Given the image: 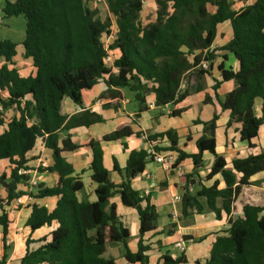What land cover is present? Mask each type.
Masks as SVG:
<instances>
[{
    "label": "trees",
    "instance_id": "obj_1",
    "mask_svg": "<svg viewBox=\"0 0 264 264\" xmlns=\"http://www.w3.org/2000/svg\"><path fill=\"white\" fill-rule=\"evenodd\" d=\"M91 1L3 0L0 4L3 19L25 20L23 56L31 60L34 69L33 75L20 77L14 68H9L14 65L17 45L0 42V60L4 61L0 66V126H4L0 161L6 160L11 166L8 176L0 175V187L5 193L4 199L0 197L3 238L9 227L6 208L26 194L18 187L28 186V178L18 172L27 168L26 156L38 143L50 152L52 160L48 169H39L40 173L57 176L53 187L38 184L32 188L34 194L28 193L36 200L54 198V209L34 203L25 223L30 235L45 226H54L53 230L36 242V248H30L34 243L27 240L21 259L7 263L5 254L0 264H117L105 256L107 247L116 244L122 245L127 264H149L150 247L144 244V237L156 230L158 214L149 197L140 195L131 183L150 161L143 149L129 151L122 169L113 157L112 171L121 178L120 183H114L104 167L101 147L102 142H120L121 149L127 151L124 141L139 134L123 124L101 140H90L84 146L91 152L88 168L95 184V201L79 200L81 178L74 175L72 165L62 155L81 148L71 142L69 131L89 128L104 119L87 110L67 117L62 113L64 99L81 107L82 92L101 81L105 86L102 98L108 100L103 109L118 110L121 90L133 95L136 118L148 110V95L154 96L156 109L176 107L202 90L200 80L208 75L209 67L204 70L200 65L203 61L208 65L213 62L214 55L207 51L215 40L217 27L229 23L232 36L221 50L234 56L238 68L231 71L219 67L221 81L232 83L231 91L218 101L220 113L228 114L225 128L253 149L251 141L264 126V0H255L238 10L233 9V0H154L155 17L146 26L140 22V13L148 0H103L115 26V38L109 45L115 53V75L103 62L106 50L102 38L110 35L111 21L100 20L89 7ZM194 84L197 87L192 91ZM218 86L215 83L213 90ZM185 110L173 109L170 115L179 117ZM219 116L214 114L208 122L197 121L208 137L203 135L196 141L195 155L179 149L174 130L149 135L148 139L169 142L167 149L157 151L177 153L175 165L191 160L192 173L179 177L181 182L194 184L190 179L203 169L202 156L207 152L214 162L205 180L220 176L224 184L219 188V181L215 180L209 187L201 185L194 195L187 189L181 197L183 215L188 210L200 214L207 209L217 221L228 217L227 236L216 239L206 261L194 264H264V200L252 202L244 194L253 185L251 179L264 173V152L234 159L227 168L225 159L216 152ZM114 198L136 212L139 227L134 253L127 247L129 230L116 213L111 202ZM160 260L162 264H186L182 253L172 257L166 252Z\"/></svg>",
    "mask_w": 264,
    "mask_h": 264
},
{
    "label": "crops",
    "instance_id": "obj_2",
    "mask_svg": "<svg viewBox=\"0 0 264 264\" xmlns=\"http://www.w3.org/2000/svg\"><path fill=\"white\" fill-rule=\"evenodd\" d=\"M254 1L255 0H233L232 7L234 10H238L240 7L252 4ZM231 36L229 23H224L217 27L216 37L210 48L212 50L211 53L214 55V60L208 65V75H205L200 80V83L203 85L202 90L194 92L187 100L176 107H166L162 110L156 109L154 106V96L148 95L146 96L148 110L141 113L139 117L136 118V104L133 102V95L126 90H121L122 101H120L118 110L103 109V105L107 104L108 100L102 98L105 91V86L102 82H99L91 90L82 92L81 107L76 106L69 99H64L62 113L67 117L87 110L100 114L104 119L102 123L94 124L89 128L81 127L69 131L71 142L81 146V148L73 152H65L62 155L67 162L72 165L74 175H78L81 178L83 190L81 193L77 194L79 200H87L88 202L95 201V184L90 180L91 172L88 168L91 161V152L84 146L90 140H101L103 136L113 132L118 126L123 124L129 125L135 133L139 134V137L131 136L124 141L128 147L127 151L121 149L120 142L101 143L103 164L110 172V180L114 183H120L121 178L116 172L112 171V158L114 157L117 160L121 169L124 168L129 151L146 149V144L140 139V135H157L167 130H174L179 139V149L188 155H195L198 153L196 141L203 135L208 137V134L204 133L203 126L197 124V121L208 122L214 114L220 115L219 119L216 121L215 130L216 152L225 159L227 168L231 167V161L234 159L246 158L250 155L259 153L256 152V147L254 145L258 137L251 141L254 148L249 149L246 143L239 141L237 134H234L231 130H226L225 126L228 120V114L220 113L218 101H222L226 94L231 91L232 83L221 81L219 67L231 71H236L238 68L234 56L221 50L230 41ZM22 42L16 44V56L13 58L14 65L9 66V68H14L20 77L26 78L33 75L34 69L31 60L25 59L23 56L24 49ZM2 62L4 63V61ZM110 72L112 75L116 74L115 69H112ZM215 83L219 84L216 91L213 90ZM196 87L197 85L194 84L192 91H194ZM180 108H185L186 110L179 117H172L170 115L173 109ZM258 115L259 111L257 109V116ZM262 128H264V126H262L260 130ZM3 130L4 126H0V134ZM42 147L43 145L38 143L35 149L27 154V168L34 169L36 167L38 152L42 150ZM159 147L167 149L169 147V142L166 140H159ZM44 154L51 160L50 152L47 149ZM202 160L203 169L198 172V176H194L190 180H194V184L197 183V181H201V185L205 187L211 186L215 180H218L219 188H222L224 184L220 176H216L210 181L205 180L208 170L213 165V157L205 152L203 153ZM207 160L211 165H205ZM150 163V165L147 164L145 166L143 173L132 181L131 186L135 191H138L140 195H145L147 191L150 203L155 207L157 214L158 211L166 214L171 220L169 225L174 224V227L171 228L170 233L167 235L163 228L156 227L153 233H149L144 237V244L150 247V251L147 253L149 264H162L160 258L166 252L172 257L178 256L180 253L175 249L174 245L179 241H184L186 243V251L183 254L186 264H194L195 262L203 263L209 258L211 247L216 239L218 237L227 236L225 231L227 229L228 217L223 216L220 221H217L213 213L205 209L200 214L196 213L195 210H188L187 214L183 215L180 208L182 216H179L178 219L177 217L176 219L170 218L169 205L173 197L181 196V193L186 190L185 187L190 189L189 193H193L195 188L193 186L194 184H185L179 180L175 171L166 172L155 163ZM151 165L154 166L153 169L149 168ZM179 166L183 171V177L192 173L193 166L190 159L183 160L179 163ZM10 168L11 166L8 161H0V172H8ZM260 176H264V173L254 176L251 179L253 185L249 186L244 193L245 198L250 199V197H248L249 194L246 193L247 191L250 192L249 189L253 188L260 192L257 199H250L252 202L264 200V183L259 187H255L254 185L258 182ZM37 181L38 184H43L45 187L50 188L56 184L57 176L55 174L40 173V170H38ZM18 190L25 192V195H28V193L34 194V189L29 186L20 185ZM198 191H196V193ZM0 197L1 199L5 198V196L3 197L2 195H0ZM111 202L115 204L117 215L120 217L124 226L129 230L130 236L127 241V247L130 252L134 253L137 250L136 244L139 227L136 212L132 209L123 207L119 202V198H114ZM200 202L202 203V200H200ZM34 203L45 206L48 210H53L56 200L54 198H45L41 200L33 198L32 203L29 205L19 207H15L13 201L11 202L10 206L6 208L9 227L7 235L4 238L2 237V229L0 227V260L5 254L7 263L21 259L26 251L25 243L27 240L34 243L30 245V248H36V242L47 236L53 230L54 226H45L30 235L29 229L26 227L25 223L30 214V207ZM217 205L220 207L219 201ZM178 207L179 205L177 204L176 208ZM197 239L202 240L197 241ZM5 242H9L10 245L6 246ZM111 246H115L119 258H108L114 259L116 263L117 261H124V249L122 245L121 247L118 244ZM111 246L107 247V251Z\"/></svg>",
    "mask_w": 264,
    "mask_h": 264
},
{
    "label": "rangeland",
    "instance_id": "obj_3",
    "mask_svg": "<svg viewBox=\"0 0 264 264\" xmlns=\"http://www.w3.org/2000/svg\"><path fill=\"white\" fill-rule=\"evenodd\" d=\"M0 4L1 5L3 4V0H0ZM89 7H90V9L97 12V17L100 20L111 21V32L114 33L115 32V26L113 24V18L108 13V10H107V7H106L104 1L103 0H93L89 3ZM155 11H156V6L154 3V0H148L144 3L143 11L140 13V22L142 23L143 26H146L148 23L153 21V19L155 17ZM24 36H25V20L22 17L3 19V15L0 13V42L6 40V41H10L14 44H18L24 40ZM2 61L3 60H0V66L3 63ZM254 145L256 147V152H259V153L264 152V128H262L260 130L258 139L255 141ZM150 164L151 163L148 162V165H150ZM209 164L211 165V163L207 160L205 162V165L208 166ZM149 168L153 169L154 166L151 165V166H149ZM3 173L4 172H0V175ZM4 174H6L8 176L9 171L5 172ZM262 177H264V176H260L258 178L259 179L258 182L256 184H254L255 187L262 186V183H264V180H262L264 178H262ZM193 182H194V180H193ZM201 184H202L201 181H197V183H195L193 185L195 187L194 192L190 193V195H194L196 193V191L199 190ZM185 189L187 190V187H185ZM186 190H184L181 193V196H179L180 198L186 192ZM249 190H250V192L247 191L246 193L249 194L248 197H250V199H257L258 196L260 195V192L257 190H254L253 188L249 189ZM0 195H2L3 197L5 196L1 187H0ZM201 200H202V203L204 204V200L203 199H201ZM178 205H179V207L177 208V219L179 218V216H182L180 213L181 204L178 203ZM205 210L209 211L207 209H205ZM170 221L171 220L168 218V216L166 214L162 213L161 211H158V220L156 223V227L163 228L165 230L166 235L169 233V231H171V228L174 225V224L169 225ZM174 221H176V220H174ZM0 234H1V232H0ZM118 245L121 247V244H118ZM106 257L119 258L117 255V251L115 249V246H111L110 249L108 248V251L106 253ZM117 263L118 264H127L125 261H121V262L117 261Z\"/></svg>",
    "mask_w": 264,
    "mask_h": 264
},
{
    "label": "built area",
    "instance_id": "obj_4",
    "mask_svg": "<svg viewBox=\"0 0 264 264\" xmlns=\"http://www.w3.org/2000/svg\"><path fill=\"white\" fill-rule=\"evenodd\" d=\"M115 32H111L109 36H103L102 41L104 44V48L106 50V56L103 60L104 65L107 68H110L111 70L114 69L113 67V62L115 59V53L113 51L109 50V45L112 44L114 38H115ZM208 53H211L212 50L209 49L207 51ZM200 67L204 70L207 69L208 67V62L207 61H203L200 65ZM101 82V81H99ZM2 111L1 107H0V112ZM140 139L146 144V149L145 152L147 154V160L150 162L155 163L156 165L160 166L162 168V170L166 171V172H170V171H175L177 174V177H183V171L180 168L179 164H176V160H177V153L175 152H171V151H163V152H158L157 148L159 147V140H149L148 136L142 134L140 135ZM46 151V148L43 146L42 150L38 152V159H37V165L34 169H22L18 172L19 175H23L25 177L28 178L27 180V184L30 188H35L38 185V181H37V175H38V170L42 169V170H46L48 169L51 165H52V161L48 158V156H46L44 153ZM190 191V189H188V192ZM148 192H145V195H147ZM33 201V197L30 195H24L21 197L16 198L13 201V204L15 207H19V206H24V205H29L30 203H32ZM181 202V198L178 196L173 197L172 202L169 205V214H170V218L172 219H176L177 217V208L176 205L178 203ZM190 242V241H189ZM6 246H9L10 243L9 242H5ZM175 249H177L179 251V253L184 254L186 251V243L184 241H179L177 243H175Z\"/></svg>",
    "mask_w": 264,
    "mask_h": 264
}]
</instances>
